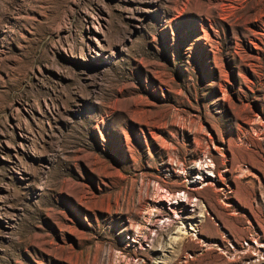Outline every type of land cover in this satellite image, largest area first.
Instances as JSON below:
<instances>
[{"label":"rangeland","instance_id":"1","mask_svg":"<svg viewBox=\"0 0 264 264\" xmlns=\"http://www.w3.org/2000/svg\"><path fill=\"white\" fill-rule=\"evenodd\" d=\"M0 264H264V0H0Z\"/></svg>","mask_w":264,"mask_h":264},{"label":"bare ground","instance_id":"2","mask_svg":"<svg viewBox=\"0 0 264 264\" xmlns=\"http://www.w3.org/2000/svg\"><path fill=\"white\" fill-rule=\"evenodd\" d=\"M181 229H183L184 231V233L183 234H188V230L184 227V228H181ZM258 245V244H257ZM262 247V246H261ZM259 250V249H258Z\"/></svg>","mask_w":264,"mask_h":264},{"label":"built area","instance_id":"3","mask_svg":"<svg viewBox=\"0 0 264 264\" xmlns=\"http://www.w3.org/2000/svg\"><path fill=\"white\" fill-rule=\"evenodd\" d=\"M246 246H248V244L247 243H244Z\"/></svg>","mask_w":264,"mask_h":264}]
</instances>
